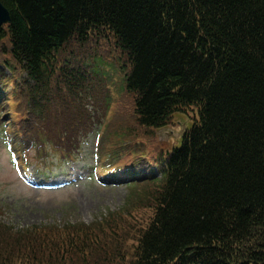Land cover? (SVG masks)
<instances>
[{"label": "trees", "instance_id": "trees-1", "mask_svg": "<svg viewBox=\"0 0 264 264\" xmlns=\"http://www.w3.org/2000/svg\"><path fill=\"white\" fill-rule=\"evenodd\" d=\"M1 1L15 147L73 157L102 123V78L118 76L131 124L124 106L104 128L135 146L99 172L127 173L151 201L134 231L131 198L90 223L0 222V264H264V0ZM190 112L179 145L146 156L140 138Z\"/></svg>", "mask_w": 264, "mask_h": 264}, {"label": "rangeland", "instance_id": "rangeland-1", "mask_svg": "<svg viewBox=\"0 0 264 264\" xmlns=\"http://www.w3.org/2000/svg\"><path fill=\"white\" fill-rule=\"evenodd\" d=\"M124 70L119 68L118 71ZM114 76V75H113ZM104 81V101L96 110L101 118L102 124L97 125L86 140L79 147L80 152L74 161L60 162L56 158V153L46 148L45 152H37L35 148L24 150L22 155L26 158L27 166L25 173H21V163L14 164L15 148L7 145L5 132L0 130V222L13 227L16 230L32 225L44 223H90L99 219L101 216H112L120 211L121 207L131 198L134 201L135 214L138 219L134 220L132 229H137L140 218L144 217L150 208L151 199L142 192L139 187H131L128 183H106L101 182L97 170L100 168L96 162L95 145L98 134L101 133L99 144L102 146L100 155L107 159L109 156L118 158L123 155V150H116L120 143L111 144L108 141L109 132L104 126L108 121L112 125L115 117L114 113L121 111L128 113L131 107L120 103L122 93L121 86L106 88L109 77L102 78ZM10 88V86H8ZM13 104V103H12ZM120 113V112H119ZM118 113V114H119ZM193 115L179 113L169 125L145 134L152 138H140L141 143H146L148 155H154L159 147H170L177 143L183 134L187 124ZM18 119L19 113L14 111V107H9L2 119ZM126 116V120L131 124V112ZM112 118V119H110ZM125 124L121 125H127ZM132 126V125H131ZM115 135V133H112ZM133 140V139H132ZM134 141V140H133ZM128 141V143L133 142ZM126 142V141H125ZM98 144V145H99ZM134 144L130 147H134ZM21 157V156H20ZM45 165L49 167H45ZM79 171V174L75 172ZM44 172V173H43ZM78 174L74 180L59 186H47L45 179L51 175L59 173ZM30 180L34 183H30ZM100 179V178H99ZM109 182V181H108ZM132 231V232H133ZM130 232V233H132ZM130 242V240H127ZM128 264V263H110Z\"/></svg>", "mask_w": 264, "mask_h": 264}, {"label": "water", "instance_id": "water-1", "mask_svg": "<svg viewBox=\"0 0 264 264\" xmlns=\"http://www.w3.org/2000/svg\"><path fill=\"white\" fill-rule=\"evenodd\" d=\"M9 20H10L9 11L0 0V25H2L5 22H9Z\"/></svg>", "mask_w": 264, "mask_h": 264}, {"label": "bare ground", "instance_id": "bare-ground-1", "mask_svg": "<svg viewBox=\"0 0 264 264\" xmlns=\"http://www.w3.org/2000/svg\"><path fill=\"white\" fill-rule=\"evenodd\" d=\"M1 26V25H0Z\"/></svg>", "mask_w": 264, "mask_h": 264}]
</instances>
